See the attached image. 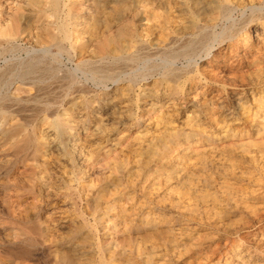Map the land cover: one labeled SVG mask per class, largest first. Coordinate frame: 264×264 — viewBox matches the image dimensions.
<instances>
[{"label":"rangeland","instance_id":"374dc122","mask_svg":"<svg viewBox=\"0 0 264 264\" xmlns=\"http://www.w3.org/2000/svg\"><path fill=\"white\" fill-rule=\"evenodd\" d=\"M248 1L0 0V264H264ZM227 187L223 217L185 212Z\"/></svg>","mask_w":264,"mask_h":264},{"label":"bare ground","instance_id":"6f19581e","mask_svg":"<svg viewBox=\"0 0 264 264\" xmlns=\"http://www.w3.org/2000/svg\"><path fill=\"white\" fill-rule=\"evenodd\" d=\"M86 1V0H85ZM241 2H243V1H241ZM249 2V4L251 5V7L253 8V9H255V7H254V5H253V1L252 0H249L248 1ZM90 5V4H89ZM246 10V9H245ZM262 10V9H261ZM125 19V18H124ZM176 19V18H175ZM264 20V19H263ZM262 21V20H261ZM262 24H264V21L261 23V25ZM81 25V24H80ZM259 26V25H258ZM262 27V33H264V26H261ZM227 28V27H226ZM246 28V27H245ZM229 29V28H228ZM227 29V30H228ZM249 29V28H248ZM225 30V29H224ZM227 30H225V31H223L222 32V34L224 33V35L227 33L226 31ZM230 30H232V28L230 29ZM229 30V32H231ZM246 30V29H245ZM260 30V31H261ZM236 31V30H235ZM238 31V30H237ZM244 31V30H243ZM228 32V33H229ZM241 32V31H240ZM248 32V31H247ZM227 33V34H228ZM232 33V32H231ZM262 33H260V35L261 36H263L262 35ZM222 34H219V36L220 35H222ZM244 34V33H243ZM258 34V30H257V28H256V30L254 31V30H252V29H249V32H248V34H246V36L244 35L243 36V42H245V43H249V42H251L252 41V39H253V36L254 35H257ZM34 37V36H33ZM85 38V37H84ZM259 38H261V37H259ZM110 41H111V39H109ZM260 40V39H259ZM262 40V41H261ZM260 41L261 42H263L264 41V36H263V38L261 39ZM216 41H218L217 39L215 40V42ZM255 41V40H254ZM126 42V41H125ZM113 43V42H112ZM254 46L253 47H255V46H257V48H255L256 49V51H254V52H256V53H254L255 54V56L257 57V58H259L260 59V57H261V51L264 49V48H262L261 46H260V42L259 41H257V42H255L254 44H253ZM231 48V47H230ZM226 49V48H225ZM253 51V50H252ZM230 52V51H229ZM263 52V51H262ZM225 54H226V52H224ZM239 53V52H238ZM224 54V55H225ZM230 54H231V52H230ZM251 54V53H250ZM244 55V54H243ZM246 55V54H245ZM244 55V56H245ZM179 56V55H178ZM219 56V55H218ZM231 56V55H230ZM229 55H226V57L227 58H229L230 57ZM252 57V56H251ZM224 58V57H223ZM231 58V57H230ZM229 58V59H230ZM253 58V57H252ZM256 58V59H257ZM231 60V59H230ZM237 60V59H236ZM254 60H255V58H254ZM224 62V61H223ZM231 63V62H230ZM176 64V63H175ZM216 64V63H215ZM257 64V63H256ZM233 65V64H232ZM248 65V64H247ZM207 66V65H206ZM214 66V65H213ZM218 66H219V64H218ZM215 67V66H214ZM221 67V66H220ZM251 67V66H250ZM255 67H257V66H255ZM262 67V66H261ZM260 66L259 67H257V68H255L256 69V71H258V72H255V74L257 73V76L259 75L260 76V74H262L263 72H264V69H262ZM161 68V67H160ZM206 68V67H205ZM209 68V67H208ZM215 68H217V67H215ZM123 69V68H122ZM213 69V68H212ZM171 70V69H170ZM214 70H216V69H213L212 71H213V73H215L214 72ZM251 70V69H250ZM234 71V70H233ZM165 72V71H164ZM210 72V71H209ZM217 72V71H216ZM227 72V71H226ZM211 73V72H210ZM234 73V72H233ZM238 73V72H237ZM235 74V73H234ZM213 75V74H212ZM217 76H219V75H217ZM240 78L242 77V76H239ZM254 77H256V75L254 76ZM261 77V76H260ZM262 77H263V75H262ZM211 78H213V77H211ZM246 78V77H245ZM4 79V78H3ZM255 79V78H254ZM254 79H252V80H254ZM83 80V79H82ZM241 80V79H240ZM239 80V81H240ZM251 80V81H252ZM259 80H260V78H259ZM262 80H264V79H262ZM242 81L243 80H241V83H242ZM245 81V80H244ZM250 81V80H249ZM246 82V81H245ZM257 82V81H256ZM255 82V84H257V83H260V85H261V82H257L256 83ZM240 83V82H239ZM244 83V82H243ZM249 83H252V85H253V83L254 82H249ZM264 83V82H263ZM262 83V84H263ZM245 84V83H244ZM247 84V83H246ZM240 85V84H239ZM249 85V84H248ZM183 86V85H182ZM254 86H256V85H254ZM21 87V86H20ZM244 88H245V86H243ZM242 87V88H243ZM247 87V86H246ZM240 88V87H239ZM210 89V88H209ZM251 89V88H250ZM252 89H254V88H252ZM258 89V88H257ZM260 89V88H259ZM236 90H237V88H236ZM244 90V89H243ZM233 91V90H232ZM242 91V90H241ZM245 91H246V89H245ZM244 91V92H245ZM254 91V90H253ZM155 92V91H154ZM235 92V91H234ZM198 93V92H197ZM236 94V93H235ZM254 95V94H253ZM178 98V97H177ZM256 98V97H255ZM254 98V99H255ZM258 98V97H257ZM221 99H223V98H221ZM210 100V99H209ZM226 100V99H225ZM255 100H257V103H258V106H256V107H258L259 109H261V110H263V108H264V91H263V93H262V95L258 98V99H255ZM213 101L214 100H212V102H211V104H210V107L214 110V109H216V105L213 103ZM197 102V101H196ZM78 103V102H77ZM167 103V102H166ZM250 104V103H249ZM174 105V104H173ZM220 105V104H219ZM168 106V105H167ZM201 106V105H200ZM251 107V106H250ZM220 108H222V107H220ZM242 108H244V107H241V110H243V111H245V109H242ZM166 109V108H165ZM211 109V111H213ZM153 110V109H152ZM260 110V111H261ZM178 111V110H177ZM217 111V110H216ZM248 111V110H247ZM260 111H258V113L260 112ZM238 112V111H237ZM240 112H242V111H240ZM254 112V111H253ZM262 112V111H261ZM159 113V112H158ZM211 113V112H210ZM248 113H250V110H249V112ZM258 113H257V115H258ZM263 113V112H262ZM113 114V113H112ZM243 114H245L244 112H243ZM242 114V115H243ZM247 114V113H246ZM254 114H255V112H254ZM106 115V114H105ZM156 115V114H155ZM214 115V114H213ZM212 115V116H213ZM216 115V114H215ZM219 115V114H218ZM221 115V114H220ZM224 115H225V113H224ZM223 115V116H224ZM208 116H210V115H208ZM217 116V115H216ZM216 116H214V117H216ZM229 116V115H228ZM248 116V115H247ZM211 117V116H210ZM245 117V116H244ZM243 117V118H244ZM249 117V116H248ZM248 117H245V118H248ZM84 118H86V117H84ZM224 118V117H223ZM228 118V117H227ZM241 118V117H240ZM161 119V118H160ZM225 119V118H224ZM234 119V118H233ZM254 119V118H253ZM155 120V119H154ZM191 120V119H190ZM235 120V119H234ZM241 120V119H240ZM262 120V119H261ZM104 121V120H103ZM223 121V120H222ZM225 121H227V120H225ZM229 121V120H228ZM232 121V120H231ZM100 122V121H99ZM215 122V121H214ZM230 122V121H229ZM263 122H264V120H263ZM220 124H221V122H219ZM232 123V122H231ZM230 123V124H231ZM237 123V122H236ZM2 124V123H1ZM224 123H222V125H223ZM233 124V123H232ZM235 124V123H234ZM87 126V125H86ZM196 126V125H195ZM228 126H229V124H228ZM232 126V125H231ZM230 127V126H229ZM261 128V127H260ZM104 129V128H103ZM225 129H227V128H224V130ZM229 129V128H228ZM46 130V129H45ZM214 130V129H213ZM261 130H263V128L261 129ZM218 131V130H217ZM228 131V130H227ZM253 131V130H252ZM264 131V130H263ZM100 132H101V130H100ZM256 133V132H255ZM235 135V134H234ZM257 135V134H256ZM189 136V135H188ZM198 137V136H197ZM210 137V136H209ZM47 138V137H46ZM84 139V138H83ZM135 139V138H134ZM263 139V138H262ZM243 140V139H242ZM241 140V141H242ZM149 141V140H148ZM59 142V141H58ZM76 142V144L73 142V140H72V146L71 147H76L75 145H77V141H75ZM252 142H254L253 140H252ZM106 143V142H105ZM190 144V143H189ZM87 145V144H86ZM124 145V144H123ZM179 146V145H178ZM189 146H191V145H189ZM256 146V145H255ZM70 147V146H69ZM201 147V146H200ZM211 147V146H210ZM262 147V146H261ZM260 147V148H261ZM87 148H88V146H87ZM215 148H217V147H215ZM248 148V147H247ZM263 149V148H262ZM87 150V149H86ZM91 150V149H90ZM191 150V149H190ZM257 150V149H256ZM50 152V151H49ZM89 152V151H88ZM180 152V151H179ZM209 152V151H208ZM258 152V151H257ZM262 152V151H261ZM232 153V152H231ZM228 154V153H227ZM107 155V154H106ZM246 155V154H245ZM258 155V154H257ZM256 155V156H257ZM264 155V154H263ZM262 155V156H263ZM80 156V155H79ZM194 156V155H193ZM261 155H259V157H260ZM201 157H202V155H201ZM245 157V156H244ZM147 158V157H146ZM168 158V157H167ZM192 158V157H191ZM225 158V157H224ZM227 158V157H226ZM242 158V157H241ZM246 158V157H245ZM258 159V158H257ZM147 160V159H146ZM159 160V159H158ZM170 160V159H169ZM168 160V161H169ZM171 160H172V158H171ZM44 161H45V159H44ZM136 161V160H135ZM189 161V160H188ZM205 161V160H204ZM223 161V160H222ZM250 161V160H249ZM254 161V160H253ZM66 162V161H65ZM198 162V161H197ZM203 162V161H202ZM215 162V161H214ZM219 162V161H218ZM231 162V161H230ZM237 162V161H236ZM80 163H81V161H80ZM148 163V162H147ZM194 163V162H193ZM150 164V163H149ZM234 164V163H233ZM142 165V164H141ZM165 165V164H164ZM241 165V164H240ZM188 166V165H187ZM189 167V166H188ZM225 167V166H224ZM229 167V166H228ZM54 168V167H53ZM141 168V167H140ZM206 168H207V166H206ZM214 168V167H213ZM80 169V168H79ZM197 169V168H196ZM195 169V170H196ZM229 169V168H228ZM192 170V169H191ZM221 170V169H220ZM201 171V170H200ZM109 172V171H108ZM118 172V171H117ZM210 172V171H209ZM87 173V172H86ZM85 173V174H86ZM137 173V172H136ZM166 173V172H165ZM180 173V172H179ZM205 174V173H204ZM135 175V174H134ZM165 175V174H164ZM213 175V174H212ZM178 176V175H177ZM180 176V175H179ZM186 176V175H185ZM203 176V175H202ZM207 176H208V174H207ZM232 176V175H231ZM239 176V175H238ZM45 177V176H44ZM137 177V176H136ZM144 177V176H143ZM167 177V176H166ZM187 177H189L188 175H187ZM50 178V177H49ZM86 178V177H85ZM128 178V177H127ZM134 178V177H133ZM191 178V177H190ZM205 178H207V177H205ZM209 178H211V177H209ZM243 178V177H242ZM17 179V178H16ZM110 179V178H109ZM136 179V178H135ZM157 179V178H156ZM187 179H189V178H187ZM212 179V178H211ZM118 180V179H117ZM159 180V179H158ZM161 180V179H160ZM204 180V179H203ZM230 180V179H229ZM106 181V180H105ZM189 181H191V180H189ZM212 181V180H211ZM258 181V180H257ZM208 183V182H210V180L209 179H206L205 181H203V183ZM219 182V181H218ZM228 182V181H227ZM95 183V182H94ZM155 183V182H154ZM200 183H201V180H200ZM229 183V182H228ZM227 183V184H228ZM231 183V182H230ZM260 183V182H259ZM264 183V182H263ZM157 184V183H156ZM211 185V182L210 183H208V185ZM149 185V184H148ZM191 185V184H190ZM257 185V184H256ZM261 185V184H260ZM172 186V185H171ZM198 186V185H197ZM206 186H207V184H206ZM227 186H230V185H227ZM89 187V186H88ZM153 187V186H152ZM151 187V188H152ZM160 187V186H159ZM167 187V186H166ZM174 187V186H173ZM191 187V186H190ZM248 187V186H247ZM229 190H227L226 192H225V194H224V192H223V194H222V198H220V195L221 194H217L216 192H213V193H202V192H199V194H198V191L199 190H196L195 192H197V194H196V197L194 196V195H191V193L189 194V196L191 195L192 197H195V199L197 198V201H194V202H191V201H193L192 199H190V201L188 202V204L185 206V209L184 208H182V209H184L185 210V212L186 213H188L189 215H193L194 217L196 216V213L197 212H199L198 214H201V212L199 211V207H200V209H201V207H204V209H203V214H205V215H207V217L208 216H222V215H224L223 214V212L225 213V207H224V209L222 210V208H223V206H222V202L221 201H223L224 202V200L225 201H231V200H235V194L233 193V192H231L230 191V188L231 187H227ZM249 188V187H248ZM197 189V188H196ZM147 190V189H146ZM168 190V189H167ZM237 190V189H236ZM144 191V190H143ZM202 191V190H201ZM210 191V190H209ZM219 191V190H218ZM244 191V190H243ZM255 192V191H254ZM193 193V192H192ZM242 193H245V192H242ZM127 194V193H126ZM168 194V193H167ZM144 195V194H143ZM246 195V194H245ZM249 195V194H248ZM241 196V195H240ZM251 196V195H250ZM160 197V196H159ZM180 197V196H179ZM239 197V196H238ZM107 198V197H106ZM189 198H191V197H189ZM243 198V197H242ZM241 200V199H240ZM122 201V200H121ZM149 201V200H148ZM236 201V200H235ZM132 202V201H131ZM140 202V201H139ZM138 204V203H137ZM182 204V203H181ZM181 204H179V206H181ZM226 204V203H225ZM120 205V204H119ZM183 206V205H182ZM217 206H222V208L220 209H218V211H216L215 212V210L217 209L216 207ZM130 207V206H129ZM229 207V206H228ZM246 207H247V205H246ZM179 208V207H178ZM235 208V207H234ZM241 208V207H240ZM243 208V207H242ZM24 209V208H23ZM215 209V210H214ZM229 209V208H228ZM231 210V209H230ZM132 211V210H131ZM130 211V212H131ZM134 211H136V210H134ZM139 212H140V210H139ZM184 212V213H185ZM179 213V212H178ZM185 213V214H186ZM227 213V212H226ZM259 213V212H258ZM262 213V212H261ZM260 213V214H261ZM142 214V213H141ZM140 214V215H141ZM149 215V214H148ZM258 215V214H257ZM176 216V215H175ZM261 216V215H260ZM189 217V216H188ZM206 217V216H205ZM223 217V216H222ZM252 217H253V215H252ZM136 218V217H135ZM163 218V217H162ZM172 218V217H171ZM260 218V217H259ZM115 219V218H114ZM164 219V218H163ZM219 219V218H218ZM256 219V218H255ZM263 219V218H262ZM54 220V219H53ZM56 220V219H55ZM168 220V219H167ZM220 220V219H219ZM259 220V219H258ZM215 221V220H214ZM50 222V221H49ZM123 223V222H122ZM202 223V222H201ZM211 224V223H210ZM128 225V224H127ZM148 225V224H147ZM40 226V225H39ZM42 226V225H41ZM212 226V225H211ZM237 228V227H236ZM240 228V227H239ZM34 229V228H33ZM167 229V228H166ZM222 229V228H221ZM124 230V229H123ZM155 230H157V228L155 229ZM159 230V229H158ZM199 230V229H198ZM241 230V229H240ZM37 231V230H36ZM220 232V231H219ZM237 233L239 232V231H236ZM240 233V232H239ZM170 234V233H169ZM175 234V233H174ZM188 234V233H187ZM205 234V233H204ZM183 235V234H182ZM190 235V234H189ZM199 235H200V233H199ZM228 235V234H227ZM180 236V235H179ZM169 237H171V236H169ZM204 237V236H203ZM217 237H219V236H217ZM224 237V236H223ZM188 238V237H187ZM197 238H199V237H197ZM49 239V238H48ZM191 239V238H190ZM247 239V238H246ZM123 240V239H122ZM206 240V239H205ZM245 240V239H244ZM178 241V240H177ZM184 241V240H183ZM197 241H198V239H197ZM207 241V240H206ZM205 241V242H206ZM137 242H139V241H137ZM145 242V241H144ZM160 242V241H159ZM199 242V241H198ZM201 242V241H200ZM31 243V242H30ZM39 243H41V242H39ZM38 243V244H39ZM43 243V242H42ZM148 243V242H147ZM151 243V242H150ZM173 243V242H172ZM180 243V242H179ZM230 243V242H229ZM247 243V242H246ZM155 244V243H154ZM162 244V243H161ZM146 245V244H145ZM178 245V244H177ZM197 245V244H196ZM99 246V245H98ZM184 246V245H183ZM191 247V246H190ZM193 247V246H192ZM191 247V248H192ZM198 247H202L201 246V243H198ZM121 248V247H120ZM123 248V247H122ZM153 248V247H152ZM197 248V247H196ZM216 248V247H215ZM146 251H147V248L145 247L144 248ZM156 249V248H155ZM194 249V248H193ZM176 250V249H175ZM199 250V249H198ZM211 250V249H210ZM255 250V249H254ZM261 250V249H260ZM58 251V250H57ZM148 251H149V249H148ZM147 251V252H148ZM170 251V250H169ZM214 251V250H213ZM234 251H236V250H234L233 249V252ZM56 252V251H55ZM62 252V251H61ZM136 252V251H135ZM150 252V251H149ZM156 252V251H155ZM179 252V251H178ZM27 253V252H26ZM140 253V252H139ZM161 253V252H160ZM231 253V252H230ZM21 254V253H20ZM109 254V253H108ZM179 254V253H178ZM183 254V253H182ZM239 254V253H238ZM250 254V253H249ZM23 255V254H22ZM172 255V254H171ZM26 256V255H25ZM24 256V257H25ZM240 257V260L242 261V259L244 258V255H242V254H240L239 255ZM28 257V256H27ZM101 258V257H100ZM172 258V257H171ZM203 259V258H202ZM262 259V258H261ZM176 260V259H175ZM192 260V259H191ZM198 260V259H197ZM128 261H129V259H128ZM137 261V260H136ZM188 261V260H187ZM201 261V260H200ZM233 261V260H232ZM157 262H158V260H157ZM101 264H107L105 261H104V259H103V257H102V261L100 262ZM134 263V262H133ZM241 263V262H240ZM157 264V263H156ZM167 264V263H166ZM248 264V263H247ZM249 264H251V263H249Z\"/></svg>","mask_w":264,"mask_h":264}]
</instances>
